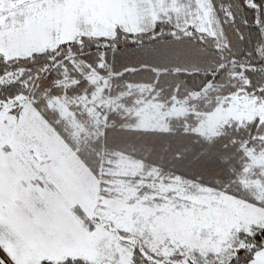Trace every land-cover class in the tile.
Returning a JSON list of instances; mask_svg holds the SVG:
<instances>
[{
    "label": "snow or ice",
    "instance_id": "6c2138e0",
    "mask_svg": "<svg viewBox=\"0 0 264 264\" xmlns=\"http://www.w3.org/2000/svg\"><path fill=\"white\" fill-rule=\"evenodd\" d=\"M0 264H264V0H0Z\"/></svg>",
    "mask_w": 264,
    "mask_h": 264
}]
</instances>
